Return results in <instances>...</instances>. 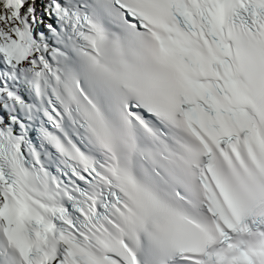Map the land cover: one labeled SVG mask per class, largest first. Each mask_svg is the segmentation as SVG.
Masks as SVG:
<instances>
[{
	"label": "snow or ice",
	"instance_id": "1",
	"mask_svg": "<svg viewBox=\"0 0 264 264\" xmlns=\"http://www.w3.org/2000/svg\"><path fill=\"white\" fill-rule=\"evenodd\" d=\"M0 264H264V0H0Z\"/></svg>",
	"mask_w": 264,
	"mask_h": 264
}]
</instances>
